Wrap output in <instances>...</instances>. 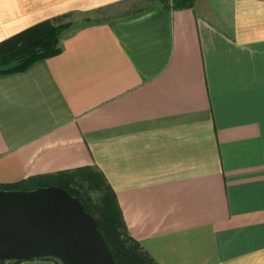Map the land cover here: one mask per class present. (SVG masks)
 <instances>
[{"label": "crops", "instance_id": "obj_1", "mask_svg": "<svg viewBox=\"0 0 264 264\" xmlns=\"http://www.w3.org/2000/svg\"><path fill=\"white\" fill-rule=\"evenodd\" d=\"M130 1L0 0V41ZM59 46L0 75V183L95 167L158 264H264V0L76 23Z\"/></svg>", "mask_w": 264, "mask_h": 264}, {"label": "trees", "instance_id": "obj_2", "mask_svg": "<svg viewBox=\"0 0 264 264\" xmlns=\"http://www.w3.org/2000/svg\"><path fill=\"white\" fill-rule=\"evenodd\" d=\"M194 2L195 0H131L133 8L113 18L127 17L159 7L169 11L192 8ZM94 11L105 14L107 8ZM74 14L71 11L43 20L0 41V75L24 71L33 63L58 54L62 35L76 24L72 20ZM101 20L83 17L82 23ZM49 185L60 186L77 197L85 210L95 217L99 231L113 252L115 264H158L129 234L113 189L101 171L95 167L63 170L31 176L17 182L0 183V189L31 190ZM89 191L97 192L98 195L93 197ZM44 258L62 264L56 258ZM18 262L20 261H0V264Z\"/></svg>", "mask_w": 264, "mask_h": 264}, {"label": "water", "instance_id": "obj_3", "mask_svg": "<svg viewBox=\"0 0 264 264\" xmlns=\"http://www.w3.org/2000/svg\"><path fill=\"white\" fill-rule=\"evenodd\" d=\"M44 257L62 264H115L95 217L62 187L0 189V261Z\"/></svg>", "mask_w": 264, "mask_h": 264}, {"label": "rangeland", "instance_id": "obj_4", "mask_svg": "<svg viewBox=\"0 0 264 264\" xmlns=\"http://www.w3.org/2000/svg\"><path fill=\"white\" fill-rule=\"evenodd\" d=\"M133 6L129 3L119 9H113V10H108L105 12V14H99L95 11H90V12H85L83 13H79V14H74V16L72 17V20L76 23H82V18L83 17H89L93 20H101V19H105V18H109V17H114V16H118L123 14L124 12L132 9ZM89 194L93 197H96L98 195L97 192H93V191H89Z\"/></svg>", "mask_w": 264, "mask_h": 264}]
</instances>
